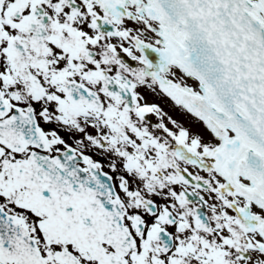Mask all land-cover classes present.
Wrapping results in <instances>:
<instances>
[{"label":"snow or ice","instance_id":"1","mask_svg":"<svg viewBox=\"0 0 264 264\" xmlns=\"http://www.w3.org/2000/svg\"><path fill=\"white\" fill-rule=\"evenodd\" d=\"M0 264H264V0H0Z\"/></svg>","mask_w":264,"mask_h":264}]
</instances>
